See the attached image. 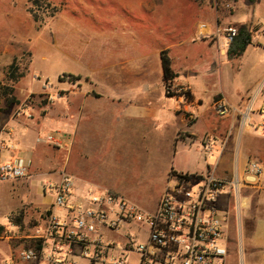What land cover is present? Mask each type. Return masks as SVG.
<instances>
[{"label": "crops", "instance_id": "0c3cea01", "mask_svg": "<svg viewBox=\"0 0 264 264\" xmlns=\"http://www.w3.org/2000/svg\"><path fill=\"white\" fill-rule=\"evenodd\" d=\"M194 1L196 3L192 4V0L187 3L182 0H136L134 4L119 6L117 16L110 22L111 29L108 28L101 34L103 57L102 62L97 63L101 65L103 78L118 93L111 98L107 97L111 103L109 102L106 110H100L93 103L94 100L106 98L92 88L97 79L94 78L93 81V78L88 79L79 72L68 73L80 77L67 82L70 88H75L70 89L65 109L67 124L63 122L66 125L64 130L69 135L70 176L75 180L76 188L78 184L90 181L85 174L92 170L89 156L91 150L106 149L108 142L104 139L108 140L115 133L122 134L131 132L130 130L135 133L141 127L156 128L162 123V120L157 119L160 107L155 101L156 94L164 99L174 100V109L171 111L179 122L174 135L175 145L178 142L186 144L195 162L180 170L172 167L166 172L164 192L154 211L157 210L174 174H214L228 181H238L239 193L228 190L219 200L226 223V264H264V171L260 177L246 173L250 161L260 163L264 169V131L262 135L253 131L251 115L246 123L240 113L227 117L218 115L213 104L218 96H222L240 111H245L249 97L240 94L239 99L232 102L220 79V63L211 51L207 57L197 55L196 59H189L187 51L184 50L189 43L190 34L195 33L194 36L200 35L213 51L216 43L217 55L228 58L227 38L225 34H217L218 29L228 27L223 24L225 19H230L232 24H246L241 21L247 14L254 21L253 29L264 31V0L255 4H248L246 0H234L238 7L231 15L221 12L222 0ZM236 15L237 19L234 18ZM128 19L131 22L126 23ZM209 37L214 39L213 43L206 40ZM163 51H168L171 68L177 75L174 83L187 87L191 92V98L186 99V103L177 99L179 97H170L165 93L161 59ZM207 74L209 77L203 92L211 96L213 101L204 109L205 100L196 79ZM182 76L184 80H181ZM164 99L165 105L167 103ZM35 114V119L29 120L25 116L15 117L14 113H0V164L25 166L30 177L34 176L33 172L35 175L47 173H39L37 169L51 162L43 158L45 149L36 143V137L49 133L60 122L44 125L40 113ZM200 124H203V130L199 128ZM90 129L104 132L106 138L102 144L92 147L88 141ZM180 136L183 137L180 139ZM207 140L213 143L210 153L203 149ZM212 157L214 159L211 161ZM210 161L213 163L210 164ZM26 179L9 181L12 193L7 203L8 208L0 210V264L7 259V264H24L18 255L30 242V235L22 232V224H25L31 214L29 209H33V206L43 208L40 212L35 211L40 213V218L37 217L38 225L43 222L53 203L49 196L45 204H40L37 201L38 194L48 197L42 192L41 182H33V191H30L28 185L22 182ZM46 179L43 178L42 181ZM89 187L90 185L85 184L82 189H92L96 193L113 191L135 204L117 187Z\"/></svg>", "mask_w": 264, "mask_h": 264}, {"label": "rangeland", "instance_id": "374dc122", "mask_svg": "<svg viewBox=\"0 0 264 264\" xmlns=\"http://www.w3.org/2000/svg\"><path fill=\"white\" fill-rule=\"evenodd\" d=\"M135 1L0 0V94L2 95L0 113H14L15 117L25 116L29 120H34L35 113H40L44 125L60 121L49 133L36 137V143L45 149L43 158L51 162L37 169L39 173L47 172L42 173L43 176L35 175L33 172L34 176L22 180L30 191H33V182H41L42 185L43 178H55L60 174L70 175L69 135L67 130H64L65 123L67 124L65 109H67L70 89L75 88L69 87L67 82L70 83V79L64 75L69 72H79L88 79L93 78V81L94 78L97 79L98 81L93 83V90L106 96L104 99L93 101L100 110H106L109 106L111 100H107V97L111 98L118 94L103 78L101 65L97 64L102 62L103 57L101 34L108 28L111 29L110 22L117 16L120 5L134 4ZM182 1L191 2V0ZM191 3L196 2L192 0ZM221 3L222 13L231 15L236 12L238 6L234 0H222ZM236 17L237 15L234 18ZM127 22H131V19L126 20ZM241 22L250 26L254 44L248 47L240 59L218 56L216 43L213 51L203 42L200 35L194 36L195 33L190 34L189 43L184 50L187 51L189 59H196L197 55L204 57L209 51L214 57L216 56L221 66L220 79L230 99L235 103L240 94L249 97L245 108L247 107L248 113L253 117L251 120L253 131L262 135L264 130L260 128V123L264 116L260 114V108L264 101V31H255L252 27L254 21L247 14ZM223 24L228 27L223 30L218 29L217 34H225L226 37L228 28L238 26L230 23V19H225ZM206 40L210 43L214 42L211 37ZM221 41L223 42L222 37ZM15 60L16 65L20 67L19 73H25V76L11 85L12 83L7 81V73ZM204 76L197 78L196 81L199 91L203 93L204 109H206L213 100L203 92L209 75ZM184 79L182 76L181 80ZM7 86L12 87V90L6 88ZM4 93L7 96H4ZM172 94L171 92L169 95ZM163 99L164 97L156 94L155 101L160 107L157 119L162 120H159L162 125H157L156 128L141 127L135 133L132 130L122 134L115 133L108 140L104 139L106 138L104 132L89 130L88 141L92 147L102 144L103 139L108 142V147L103 150H91L89 156L92 170L85 174L91 180L78 184L79 190H83L85 184L90 185L89 188L117 187L143 211L155 210L164 192L166 172L168 173L172 167L180 170L195 162L186 144L178 142L177 146L175 145L174 135L179 127V122L171 111L174 109L175 101L165 98L167 104L164 105ZM177 99L186 103L185 98ZM223 101L229 103L222 96H218L213 103L214 107ZM203 127V124H200V130H203ZM49 135L58 138L61 145L37 142L39 137ZM213 159L214 157L210 158L211 161ZM211 161L210 164L213 163ZM197 185L199 182L193 180L189 188L196 190ZM11 193V182L0 183V210L8 208L7 203ZM49 198V196L37 195V201L42 205ZM40 209L43 208L33 206V209H29L31 214L28 215L25 224H22V232L27 235L32 234L38 223L37 219L40 218V213L37 214L35 211L40 212ZM135 230L134 225L123 227V231ZM239 241L241 244V237ZM239 257L241 260V252ZM7 262L8 259L3 261V264Z\"/></svg>", "mask_w": 264, "mask_h": 264}, {"label": "built area", "instance_id": "2783aa9c", "mask_svg": "<svg viewBox=\"0 0 264 264\" xmlns=\"http://www.w3.org/2000/svg\"><path fill=\"white\" fill-rule=\"evenodd\" d=\"M236 34V28H228L229 45ZM187 90L173 84L169 93ZM215 108L221 117L240 113L244 123L250 120L247 107L240 111L223 101ZM260 111L264 116V101ZM260 128L264 130V119ZM37 142L61 145L52 135ZM203 149L210 153L213 143L205 141ZM263 171L256 161L246 167V173L256 177ZM28 177L25 166L0 164V183ZM193 180L199 182L196 190L189 188ZM239 187L238 181L214 174H174L157 210L145 212L116 192L79 190L70 175L60 174L42 181V192L53 203L28 237L19 260L24 264H226V223L219 200L228 190L238 194ZM132 225L135 231H123Z\"/></svg>", "mask_w": 264, "mask_h": 264}, {"label": "trees", "instance_id": "16d2710c", "mask_svg": "<svg viewBox=\"0 0 264 264\" xmlns=\"http://www.w3.org/2000/svg\"><path fill=\"white\" fill-rule=\"evenodd\" d=\"M260 0H246L248 4H255L259 2ZM237 34L233 37L232 42L229 45L228 49V58L229 59H240L244 56L245 52L247 51L248 47L252 44L253 40V32L249 25L242 24L238 25L236 27ZM162 59V66L164 71V84L166 89L167 96L170 97H181L182 94H185L186 99L191 98V92L190 90H187L185 92H182L181 94H172L169 95L170 87L175 84L174 81L177 77V75L174 73V71L171 68V60L168 55V51H163L161 54ZM20 67L16 65V60L10 65L8 73H7V81L11 82L13 85L14 83L18 82L21 78L25 76V73H19ZM64 77L69 78L72 81L78 80L80 77H76L74 75L65 74ZM181 87V86H180ZM6 88H9L12 90V87L7 86ZM183 88V87H182ZM4 96H7L6 93L3 94ZM2 95L0 94V98ZM20 221V219H17Z\"/></svg>", "mask_w": 264, "mask_h": 264}]
</instances>
